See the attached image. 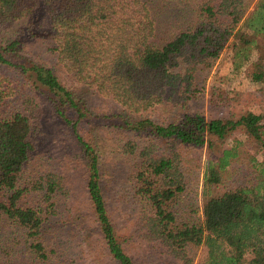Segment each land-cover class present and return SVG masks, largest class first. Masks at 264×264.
<instances>
[{"label": "trees", "instance_id": "trees-1", "mask_svg": "<svg viewBox=\"0 0 264 264\" xmlns=\"http://www.w3.org/2000/svg\"><path fill=\"white\" fill-rule=\"evenodd\" d=\"M154 2L0 0V24L11 27L16 19L33 15L38 7L45 6L50 18L47 33L55 42L60 62L78 81L96 84L101 93L129 107L134 102L151 106L176 94L180 99L194 96L199 72L209 70L230 42L236 69L249 62L254 48H262L264 0H256L251 11L248 0H195L181 9L178 29L161 41L162 25L155 22L151 12ZM22 43L20 38H10L1 45L0 64L26 74L46 90L57 113L73 127L88 171L89 202L110 259L117 264H139L128 250L130 238L118 232L111 216L100 147L94 137L89 139L81 132L82 125L93 120L90 110L53 68L24 59ZM255 66L247 70L264 84V68ZM8 96L0 84V217L25 229L34 264H67L44 235L46 222L57 214V197L66 185L54 172L30 184L21 183V174L37 146L38 125L29 114L9 111ZM111 118L118 120V128L171 146L170 153L162 155L154 144L141 146L128 141L124 145L138 158L135 193L142 203L136 233L151 249L192 264L190 250L204 244L207 257L199 264H264V160L249 157L257 173L254 183L215 192L232 160L240 157L241 140L236 139L206 166L202 223H180L173 209L186 190L181 155L174 147L202 146L212 140L209 137L224 139L242 127L248 141L264 151L263 115L250 111L237 119H224L182 113L174 120L158 122L128 118L122 112ZM30 195L39 198L37 203L23 201Z\"/></svg>", "mask_w": 264, "mask_h": 264}, {"label": "rangeland", "instance_id": "rangeland-1", "mask_svg": "<svg viewBox=\"0 0 264 264\" xmlns=\"http://www.w3.org/2000/svg\"><path fill=\"white\" fill-rule=\"evenodd\" d=\"M194 1L155 0L151 12L155 22L160 21L162 25L160 41L178 29L181 9ZM248 1V11H251L256 0ZM49 24L45 6L38 7L33 15L16 19L11 27L0 24V46L10 38H20L23 42L20 52L24 59L53 68L61 81L90 110L93 120L83 124L81 132L89 139L94 137L100 147L102 180L109 210L118 232L130 238L128 250L139 264H183L161 250L151 249L136 233L142 203L135 193L138 158L124 148L128 141L141 146L154 144L159 153L167 155L171 146L154 141L145 134L118 128V120L111 116L123 112L128 118L168 122L182 113L237 119L252 111L263 115L264 123V84L250 76L247 70L255 65L264 68V38L260 39L262 48H254L249 62L239 69L233 62V43L230 42L209 70L199 72L198 92L194 96L180 99L176 94L151 106L134 102L129 107L101 93L96 84L78 81L69 72L68 67L60 62L59 52L54 49L55 42L47 33ZM31 80L17 69L0 64V84L9 94L6 108L29 114L38 125L37 146L21 174V183L30 184L46 173L54 172L63 177L66 185L64 192L57 197V214L46 222L45 239L50 247L58 250L59 259L67 264H117L110 259L91 209L86 187L88 171L77 134L57 113L49 93ZM209 139L212 140L202 146L177 144L174 147L181 155L186 180V190L173 204L180 223H202L206 166L224 148L232 147L236 139L243 142L240 157L232 160L224 182L215 186L216 193L254 183L257 173L249 164V157L255 155L264 160V151L248 141L242 127L232 130L224 139ZM38 199L36 195H30L23 201L30 203ZM29 243L25 229L0 217V264H34L36 260ZM207 252L204 244L192 248V264L206 259Z\"/></svg>", "mask_w": 264, "mask_h": 264}]
</instances>
